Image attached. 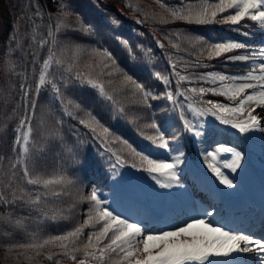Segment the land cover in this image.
Masks as SVG:
<instances>
[{"label":"trees","instance_id":"obj_1","mask_svg":"<svg viewBox=\"0 0 264 264\" xmlns=\"http://www.w3.org/2000/svg\"><path fill=\"white\" fill-rule=\"evenodd\" d=\"M241 11L233 0H0V264H137L151 228L127 233L94 191L123 168L147 175L156 160L143 146L186 143L187 103L204 119L261 101L219 89L264 45L263 19Z\"/></svg>","mask_w":264,"mask_h":264},{"label":"rangeland","instance_id":"obj_2","mask_svg":"<svg viewBox=\"0 0 264 264\" xmlns=\"http://www.w3.org/2000/svg\"><path fill=\"white\" fill-rule=\"evenodd\" d=\"M233 2L241 7L242 14L252 12L264 21V0ZM259 63V70H249L251 74H241L240 79L220 84L219 89L227 92L230 87H248L253 81L246 93L263 95L264 60ZM250 75L258 78L247 80ZM259 103L250 104L257 107ZM232 104L228 118L219 115L199 119L203 112L187 103L190 118L195 119L187 125L192 136L183 148L176 139L161 147L145 145L142 150L156 160L147 175L123 168L111 177L109 189L94 191L104 211L115 221L118 217L125 220L127 233L133 231L135 223L142 229L154 223L156 215L162 217L157 221L162 225L158 232L142 235L144 252L137 264H204L202 260L207 259L208 264H238L231 256L240 251L237 244L247 261L252 259L250 264H264V232L248 236L238 232L248 233L246 227L235 226L245 224L240 218L264 213V125L259 115H247L251 108L243 114L242 108ZM182 174L192 178L210 198L218 194L217 201L211 202L213 206L200 202L192 193V185L180 178ZM140 218L146 223L142 224ZM138 234L135 231L130 235ZM120 238L126 241L127 235L122 232ZM212 252H221L226 258L214 259Z\"/></svg>","mask_w":264,"mask_h":264},{"label":"bare ground","instance_id":"obj_3","mask_svg":"<svg viewBox=\"0 0 264 264\" xmlns=\"http://www.w3.org/2000/svg\"><path fill=\"white\" fill-rule=\"evenodd\" d=\"M207 259V258H206ZM210 261L209 259L207 260H202V262H204V264H208L207 262Z\"/></svg>","mask_w":264,"mask_h":264}]
</instances>
